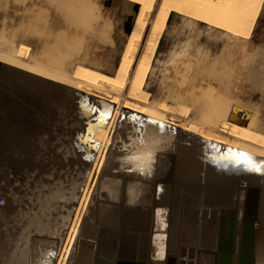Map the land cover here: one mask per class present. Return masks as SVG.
<instances>
[{"label": "rangeland", "instance_id": "1", "mask_svg": "<svg viewBox=\"0 0 264 264\" xmlns=\"http://www.w3.org/2000/svg\"><path fill=\"white\" fill-rule=\"evenodd\" d=\"M66 1L0 0V264H53L68 228L61 221L67 211L72 217L79 182L83 186L86 177L91 181L81 197L66 264H92L99 229L93 223L97 178L102 173L171 182L169 253L177 264H197L200 247H216L219 209H237V196L245 189L244 222H255V264H264V170L251 168L240 155L260 168L264 151L166 115L167 109L222 130L230 126L237 135L264 144V0H231L227 6L219 0L240 20H250L254 7H261L250 34L173 11L156 41L151 68L148 58L145 63L138 59L134 88L127 83L134 54L122 53L140 5L148 12L152 0ZM145 37L150 38L148 33ZM135 45L136 40L133 49ZM42 51L49 53L48 65ZM69 74L73 78L63 77ZM131 93L156 105L155 111L123 98ZM9 122L16 131L10 145ZM86 130H95L96 147L92 137L79 147ZM88 151L92 159L85 155ZM74 186L76 198H53ZM50 214L52 220L33 222V216ZM37 224L57 233L35 237Z\"/></svg>", "mask_w": 264, "mask_h": 264}, {"label": "water", "instance_id": "2", "mask_svg": "<svg viewBox=\"0 0 264 264\" xmlns=\"http://www.w3.org/2000/svg\"><path fill=\"white\" fill-rule=\"evenodd\" d=\"M233 114L234 111L229 119H233ZM172 169L170 167L164 177L167 181L172 179ZM97 179L93 223L99 229L94 264H177V257L169 253L171 182L153 183L103 173ZM136 183L139 185L134 188V193L128 194ZM159 185L164 188L161 192L155 190ZM103 192L107 197L103 196ZM161 219L165 222L162 223ZM151 226L152 236L149 233ZM254 230L255 222L246 220L243 224L242 251L247 253V257H242L240 264H255Z\"/></svg>", "mask_w": 264, "mask_h": 264}, {"label": "bare ground", "instance_id": "3", "mask_svg": "<svg viewBox=\"0 0 264 264\" xmlns=\"http://www.w3.org/2000/svg\"><path fill=\"white\" fill-rule=\"evenodd\" d=\"M66 1V0H65ZM147 1V0H146ZM157 1V2H156ZM251 2L250 0H245V2ZM67 2V1H66ZM85 2V1H84ZM97 2V1H96ZM148 2V1H147ZM231 2V0H226V5L227 6L229 3ZM63 3V2H62ZM71 3V2H69ZM156 3V6H155ZM64 4V3H63ZM139 4V3H138ZM250 4V3H249ZM60 5V4H58ZM79 5V4H78ZM93 5V4H92ZM97 5V4H96ZM72 6V5H70ZM60 7V6H59ZM65 7V6H64ZM144 5H140L138 11H137V16L135 19V28L133 29V31L129 34L128 38H127V42L125 44V48L122 54H124V52L129 53L130 51H132V53L134 54V62H132L131 66H132V71L131 74L129 75V80H127L128 85L131 88H134V85H136L137 81L139 80V75H140V65H137L138 68L136 67V63L138 62V59L142 58L141 62L144 61V63L146 62V58H148L147 62L149 63V66L151 68V63H152V59L153 56L155 55V51L157 48V40L160 38L162 32L164 31L165 27H166V23L168 21L169 16L171 15V13L173 11L176 12H181L186 14L188 17L192 18L193 21H200L203 23H206L210 26L219 28V29H225L226 31L230 30L234 31V32H238L239 35H241L240 33H247L250 34L252 27L256 21V18L259 14V10L261 7H254V9H256V11L252 14V16L250 17V20L248 18H246V16L243 19H236L237 16L232 12V9L230 8V10H228L227 7H221L219 5V0H152L151 4L148 5V12L147 10H145ZM62 10V9H60ZM64 10V9H63ZM66 10V9H65ZM64 10V12H65ZM98 10V9H97ZM145 10V14L147 13L148 16H145L144 13ZM89 11V10H88ZM67 12V10H66ZM65 12V14H66ZM69 12V11H68ZM80 13L81 10H80ZM79 13V19L82 20V22H84V15L83 13L80 14ZM71 14V13H69ZM75 14V12H74ZM67 15V14H66ZM88 15V13L86 14ZM85 15V16H86ZM97 15V14H96ZM179 15V14H178ZM182 15V14H181ZM73 16V15H71ZM77 16V15H74ZM77 17V18H78ZM150 17V18H149ZM70 19L73 17H69ZM68 18V19H69ZM94 18V17H93ZM71 19V21H72ZM86 19H88L86 17ZM191 19V20H192ZM89 20V19H88ZM92 21V20H91ZM176 21V20H175ZM249 21V22H248ZM72 23V22H71ZM106 23V22H105ZM198 22H196L197 24ZM207 25V26H208ZM111 27V26H110ZM92 30V29H91ZM140 30V31H139ZM224 30V31H225ZM139 31V32H138ZM219 31V30H218ZM240 32V33H239ZM145 33H148V36L150 37L149 39L146 38V41H144L142 39V35L144 37ZM190 34V33H189ZM237 35V34H236ZM107 36V35H106ZM49 37V35H48ZM106 38V37H105ZM107 39V38H106ZM55 40V39H54ZM71 40V39H70ZM136 40V45L135 48H132V42ZM151 40H153L155 43H150L152 42ZM190 41V40H189ZM114 42V41H113ZM74 43V42H72ZM130 43V44H129ZM247 49V48H246ZM64 50V49H63ZM120 50V49H119ZM10 53V52H9ZM13 53V52H12ZM45 53V54H44ZM42 51V57H45V60H43V62L45 64L46 63V57L49 53ZM62 54V53H61ZM40 55V54H39ZM97 56V55H96ZM24 57V56H23ZM98 57V56H97ZM40 58V57H39ZM40 58V59H41ZM11 59V58H10ZM15 59V58H14ZM22 59V58H21ZM38 59V61L40 60ZM17 60V59H16ZM42 60V59H41ZM102 60V59H101ZM42 62V61H41ZM27 63V62H25ZM40 63V62H39ZM241 63V62H240ZM48 65V64H47ZM45 65V66H47ZM41 67V64H40ZM39 67V68H40ZM44 68H48L44 67ZM149 68V69H150ZM50 69V68H49ZM52 69V68H51ZM54 69V68H53ZM56 70V69H54ZM53 71V70H52ZM58 71V70H56ZM60 71L56 72L57 74ZM63 72V71H61ZM66 73V72H65ZM61 75H63L62 73H60ZM68 74V73H66ZM72 75V74H71ZM128 75V73H127ZM74 76V75H73ZM66 78H73L69 76H63ZM75 78V77H74ZM78 78V77H77ZM127 78V77H126ZM80 79V78H79ZM85 79V78H84ZM82 80V79H81ZM88 81V80H87ZM90 81V80H89ZM148 81V78L144 81V85L146 84V82ZM84 82V81H83ZM86 82V80H85ZM91 82V81H90ZM94 84V83H92ZM96 85V84H94ZM98 85V84H97ZM103 87V86H101ZM99 86H94L93 88L98 89V90H102L104 92H108L107 90L101 88ZM108 93H111L113 95H118L119 97H121V95H119L117 92H113L112 90ZM130 93V91H129ZM263 93V92H262ZM121 94V93H120ZM261 94V93H260ZM264 95V94H263ZM135 97H139V96H135L133 93H131V96H124L123 98L129 101H132L142 107L151 109L153 111H155V109L153 107H155L156 105H154L153 107L150 106L149 103L144 102L143 100H141L140 98H135ZM152 105V104H151ZM101 107H103L101 105ZM103 109L104 112L105 109L101 108V110ZM158 112V111H157ZM164 112V111H162ZM107 114H109L108 112H106ZM161 113V111H160ZM165 114V113H163ZM166 115H168L169 117H172L184 124L190 125L192 127H196L199 129H202L204 132H208L210 134H214L216 136H220V137H224V138H228L230 140L242 143V144H246L248 146L251 147H255L260 149L261 151H264V144L255 142V141H251V140H247L245 137L239 136L236 134L237 129L228 126L227 129L229 131L226 130H222L219 129L215 126H212V124L210 125L209 123L203 121V120H195L192 119L188 116L182 115V114H177L174 113L172 111H169L166 109ZM234 132V133H233ZM174 163V159L172 161ZM172 167V166H171ZM158 180V179H157ZM156 180V181H157ZM160 180V179H159ZM149 181V180H147ZM171 181V180H169ZM155 182V181H154ZM166 182V181H165ZM168 183V182H167ZM171 184V183H170ZM157 188V186L155 187ZM157 190H159L160 192L164 190V188L162 187V185H159V188H157ZM173 192V191H172ZM172 199V198H171ZM243 206H244V190H242L241 194H240V202H239V207H238V223L236 224V236L237 238L236 240V244H240L239 241L237 240L238 237L240 239L241 236V225L243 224L244 221V216H243ZM222 211V210H221ZM226 213V212H225ZM170 217V216H169ZM224 221V220H223ZM236 221V220H235ZM225 222V221H224ZM76 230V229H75ZM74 230V232H75ZM264 232V231H263ZM224 234V233H223ZM224 238V237H223ZM219 240L218 239V245L219 246ZM227 241V240H226ZM226 241H223V244H226ZM238 241V243H237ZM73 243V241H72ZM235 245V244H234ZM73 246V244H72ZM241 247V246H240ZM236 248V247H235ZM234 248V249H235ZM72 249V248H71ZM239 249V248H238ZM236 250V249H235ZM232 252V251H231ZM221 253V252H220ZM95 254V253H94ZM229 254V253H228ZM222 255V254H221ZM225 255V254H223ZM229 256V255H228ZM235 256V255H234ZM241 257V256H240ZM70 258V257H69ZM198 259V258H197ZM94 260H95V255L93 257V262L92 264H94ZM236 260V259H235ZM61 261V260H60ZM64 261V260H63ZM241 261V260H240ZM239 261V262H240ZM58 264H60L58 262ZM199 264V263H198ZM233 264V263H232Z\"/></svg>", "mask_w": 264, "mask_h": 264}, {"label": "flooded vegetation", "instance_id": "4", "mask_svg": "<svg viewBox=\"0 0 264 264\" xmlns=\"http://www.w3.org/2000/svg\"><path fill=\"white\" fill-rule=\"evenodd\" d=\"M155 190H157V188H155ZM243 190L245 191V189H243ZM241 192L238 194L237 199L238 198L240 199ZM244 198H245V194H244ZM221 210L222 211H220V209H219V232H217V234H216L217 235L216 236L217 245H218V239H220L219 240V246H217V245H216V247L215 246H213V247L212 246H210V247L206 246L205 248L200 247L199 252H198L197 264L198 263L199 264H218V262H219V264H232V263L233 264H240L241 258L247 257V253L244 254L242 251V235H243L242 232H243L244 221H243V224L241 225L240 239H239V237L237 239L240 244L237 245L236 240H235L237 238V236H236V230H237L236 224L238 223V214H239L238 207H237V209H236V207H235V209H234V207L233 208H221ZM159 211H160V209H159ZM244 214L245 213L243 212V216H244ZM175 216H176V211L173 212V219ZM161 218H163V217H161ZM161 221H162V223L165 222V221H163V219H161ZM172 232H173V224H172ZM149 233H150V236H152V233H153L152 226L149 229ZM173 235L175 236V239H176V237H179L174 233H173ZM223 241L224 242L226 241V244H223ZM238 241H237V243H238ZM255 251H256V248H255ZM223 254H225V255H223Z\"/></svg>", "mask_w": 264, "mask_h": 264}, {"label": "crops", "instance_id": "5", "mask_svg": "<svg viewBox=\"0 0 264 264\" xmlns=\"http://www.w3.org/2000/svg\"><path fill=\"white\" fill-rule=\"evenodd\" d=\"M1 121V120H0ZM7 130H8V133H7V137H8V144L10 145V142H11V139H14L15 140V138H16V131H15V129L14 128H10V122L8 123V125H7ZM87 131V130H86ZM26 137V136H25ZM90 137H92V143L94 144V146L96 147V137H95V130H92V131H87V134L85 135V136H80L79 137V139H82V142H80L79 143V147H85V144H86V140H90L91 138ZM85 138V139H84ZM83 143V144H82ZM83 145V146H82ZM138 153L137 152V149H136V151H132V153L133 154H135V153ZM141 153V152H140ZM85 155L89 158V159H92L93 158V156L91 155V152L90 151H88V152H86L85 153ZM92 164H93V166H94V168H95V170H96V158L94 159V161L92 162ZM137 168H138V166L137 165H135V166H133V172H134V174H136L137 175V173H135L136 172V170H137ZM95 175V174H94ZM91 181V179H89V177H88V179H87V177H86V180H85V182H83V186H82V182H79L80 183V185H81V191H80V194H79V197H78V203L76 204V208H75V211H74V213H73V215H72V217H70L69 218V214H70V211H67L66 212V214L63 216V219H62V221H61V223L63 222V223H65V221H66V223H68V225H67V230H66V232H65V235H64V237L62 238L63 240H62V244H61V246H60V250H59V253H58V256L56 257V259L54 260V262H53V264H58V262L60 263V264H66L67 262H68V260L70 259L69 257H70V250H71V248H72V241L74 242V237H73V235H74V232H72V230H73V224H74V222L76 221V219H77V215H78V210H79V205H80V201H82L81 200V197H82V194H83V191H84V189L87 187V185H89V183H90V181ZM74 184L76 183V182H73ZM72 183V184H73ZM78 183V184H79ZM73 184V185H74ZM75 186L74 187H72V188H70V192L69 193H66V192H64V191H60V192H57V193H53L52 194V196H53V198H56V199H61L62 201H68V200H71L72 198H76V192H75ZM60 189V188H59ZM58 189V190H59ZM44 205L45 204H43V206L41 207V210L42 211H44L47 207L45 206L44 207ZM44 213H46V211H44ZM42 216V215H41ZM40 215L39 216H37V217H34L33 216V222H37V223H39V221L40 222H42V221H44L45 220V218H48L49 220H52V215L50 214V215H43L42 217H41ZM34 227L36 228L37 227V230H35V231H32V232H34L33 233V235H35V237H39V238H44V237H48L49 238V236L50 237H52L53 236V233H57V231H54V230H51V229H49V230H41L40 228H38V224L37 225H34ZM63 230H61V232H60V234L62 235V232ZM73 233V234H72ZM62 237V236H61ZM72 257V256H71ZM61 260V261H60ZM64 260V261H63Z\"/></svg>", "mask_w": 264, "mask_h": 264}, {"label": "snow or ice", "instance_id": "6", "mask_svg": "<svg viewBox=\"0 0 264 264\" xmlns=\"http://www.w3.org/2000/svg\"><path fill=\"white\" fill-rule=\"evenodd\" d=\"M240 155H241L242 159L244 160V162L247 163L251 168L258 170V171L264 170V164H262V166L260 168H256L254 161L250 157H248L246 154H240ZM137 159H139V158H137ZM145 159H150V157H146Z\"/></svg>", "mask_w": 264, "mask_h": 264}, {"label": "built area", "instance_id": "7", "mask_svg": "<svg viewBox=\"0 0 264 264\" xmlns=\"http://www.w3.org/2000/svg\"><path fill=\"white\" fill-rule=\"evenodd\" d=\"M4 204V199L0 197V205Z\"/></svg>", "mask_w": 264, "mask_h": 264}]
</instances>
